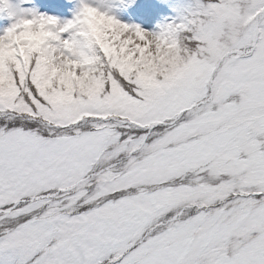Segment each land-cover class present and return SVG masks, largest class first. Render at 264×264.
Segmentation results:
<instances>
[{"label": "snow or ice", "instance_id": "1", "mask_svg": "<svg viewBox=\"0 0 264 264\" xmlns=\"http://www.w3.org/2000/svg\"><path fill=\"white\" fill-rule=\"evenodd\" d=\"M140 2L0 0V264H264V0Z\"/></svg>", "mask_w": 264, "mask_h": 264}, {"label": "rangeland", "instance_id": "2", "mask_svg": "<svg viewBox=\"0 0 264 264\" xmlns=\"http://www.w3.org/2000/svg\"><path fill=\"white\" fill-rule=\"evenodd\" d=\"M175 2L176 0H151L150 3L144 4L141 0L135 11L125 12L121 15V18L130 22L148 21L155 24L174 14L169 5ZM75 6L76 0H63L61 6L51 9L49 14H57L62 20L70 19Z\"/></svg>", "mask_w": 264, "mask_h": 264}]
</instances>
